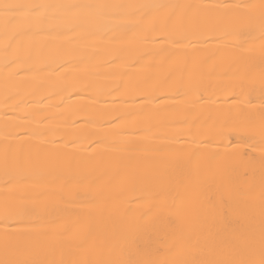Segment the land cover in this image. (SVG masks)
I'll list each match as a JSON object with an SVG mask.
<instances>
[{
	"label": "snow or ice",
	"instance_id": "obj_1",
	"mask_svg": "<svg viewBox=\"0 0 264 264\" xmlns=\"http://www.w3.org/2000/svg\"><path fill=\"white\" fill-rule=\"evenodd\" d=\"M209 12L215 13V23L209 27ZM261 41L258 58L241 56L234 61V76H250L252 69L259 67L261 105L264 111V0L256 3L198 5L181 3L179 0L160 2L125 3L108 0H0V88L6 107L19 108L27 103L25 96H35L46 86L55 83L68 86L75 67L87 77H98L105 65L133 68L147 56H158L151 45L155 41L172 45L188 44L194 51L198 44L208 39L218 41L213 57L223 59L231 48H245ZM160 51H165L160 48ZM104 57H107L104 59ZM195 57L185 59L178 69L180 80L188 77L187 91L180 93L177 87V69L172 68L160 77L163 62L148 66V74L138 75L134 71L119 73L121 84L129 78L127 89L137 111L117 116V120L132 121L134 126L125 138L128 124L117 125L113 143L132 152H161L163 147L152 142L153 129L159 126L156 115L160 105L149 109L152 100H160L158 94L165 89L179 95L197 92L202 80L193 79L200 70ZM55 65V67H53ZM55 74V75H53ZM210 75H216L213 70ZM228 75L229 72H224ZM98 85L90 79L85 87ZM179 110L178 105L175 106ZM42 111V109H40ZM47 119V117H45ZM6 132V135H10ZM142 134V135H141ZM261 143L264 144V120L261 124ZM215 156L202 157L199 150L180 162L170 171L147 170L137 178L141 192L139 199L149 198L153 207L167 204L176 210L169 223L177 225L163 243L169 252L177 254L172 264H264V155L257 163L250 158L243 171L233 168L224 174L214 164ZM4 175L9 181L25 184L22 193L24 206L17 214H43L58 223L71 211L69 205L95 202L93 192L99 178L85 167L79 170H61L50 174L31 170L32 163L13 156L8 149L3 155ZM59 185L58 189L49 187ZM74 185L85 186L82 199L66 200L63 192ZM258 189L259 219L257 220L254 199ZM135 190V188H134ZM117 199L126 196L121 191L113 194ZM211 204V224L207 234L195 228L198 205ZM193 208V220L177 224L186 206ZM151 209H149V212ZM145 212L143 216H148ZM233 217H242L238 228L231 227ZM127 229L105 238L101 258L87 264H160L158 260L146 258L153 245L159 241V230L142 222V218L125 221ZM71 231V226L65 232ZM115 240V243H113ZM83 246V243L80 245ZM65 251L56 248L41 249L40 252L14 245L5 234L3 255L0 264H84L79 260L65 259ZM70 255V253H67ZM193 255L195 258H187Z\"/></svg>",
	"mask_w": 264,
	"mask_h": 264
},
{
	"label": "bare ground",
	"instance_id": "obj_2",
	"mask_svg": "<svg viewBox=\"0 0 264 264\" xmlns=\"http://www.w3.org/2000/svg\"><path fill=\"white\" fill-rule=\"evenodd\" d=\"M108 2L148 3L160 0H108ZM181 3L214 5L240 2L256 3L258 0H179ZM215 13L209 12V27L215 23ZM261 41L257 38L245 48H231L223 59L213 57L218 41L208 39L204 44L172 45L155 41L151 45L158 56H147L133 68L124 69L119 65L105 64L98 77H87L75 65L67 69L75 73L68 86L53 83L35 96H25L27 103L19 108L6 107L3 91L0 88V258L3 255L5 234L14 245L37 252L41 249L56 248L65 251V259L71 258L87 264L101 258L105 238L127 229L125 222L130 218H142V222L159 230V241L146 258L158 260L160 264H172L177 254L169 252V245L163 243L177 225L169 223L176 210L167 204L153 207L154 201L141 195L137 178L147 170L170 171L197 150L202 157L214 155V164L219 165L224 174L233 168L243 171L250 158L257 163L264 155L261 143V124L264 111L261 105L259 67L252 69L250 76L231 75L235 71L234 61L241 56L258 58ZM164 48L165 51H160ZM195 57L200 70L193 79L202 80L199 91L179 95L165 89L158 93L160 100H152L149 109L160 105L156 115L159 126L153 129L152 142L163 147L161 152H132L113 143L115 133L121 131L117 125L128 124L124 130L127 138L133 131L130 121L117 120V116L137 111L139 100L130 97L127 85L129 78L119 91L114 89L121 84L119 73L134 71L138 75L148 74V66L153 62H163L160 77L177 69L179 92L187 91L188 77L180 80L178 69L185 59ZM107 57H104L106 59ZM55 67V65H53ZM213 70L216 75H210ZM224 72H229L224 75ZM55 75V74H53ZM90 79L98 85L85 87ZM2 82V76H0ZM179 107V110L175 106ZM42 109V111H40ZM47 117V119H45ZM10 132V135H6ZM142 135V134H141ZM5 149L19 158L32 163V169L55 174L61 170L83 171L85 167L99 180L93 192L95 202L69 205L70 213L53 224L49 215L17 214L24 206L22 193L24 183L9 181L4 175L3 155ZM58 189L59 185H50ZM135 188V190H134ZM85 186L74 185L63 192L66 200L82 199ZM125 192L126 196L117 199L113 194ZM254 199L257 220L259 219L258 189ZM149 209L151 211L149 212ZM211 204L198 205L195 228L206 235L211 224ZM148 212V216H143ZM193 220V208L189 205L180 214L177 224ZM243 218L233 217L231 227L238 228ZM71 226V231L65 229ZM83 243V246L80 245ZM115 243V240H113ZM70 253V255H67ZM187 258H195L188 255Z\"/></svg>",
	"mask_w": 264,
	"mask_h": 264
}]
</instances>
